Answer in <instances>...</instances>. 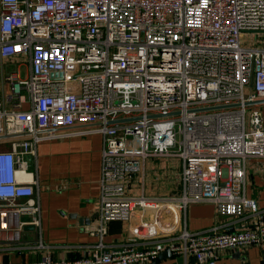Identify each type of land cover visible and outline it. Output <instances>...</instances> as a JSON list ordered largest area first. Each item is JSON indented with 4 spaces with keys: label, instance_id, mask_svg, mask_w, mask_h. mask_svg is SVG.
Segmentation results:
<instances>
[{
    "label": "built area",
    "instance_id": "1",
    "mask_svg": "<svg viewBox=\"0 0 264 264\" xmlns=\"http://www.w3.org/2000/svg\"><path fill=\"white\" fill-rule=\"evenodd\" d=\"M262 33L264 0H0L2 239L39 225L30 162L39 142L77 125L103 139L98 231L136 209L152 212L143 228H156L136 233L142 241L100 236L75 257L16 264H149L164 250L215 264L221 252L264 245V220L245 195L247 160L264 158L261 112L247 105L264 99ZM245 35L253 41L242 44ZM13 57L28 64L24 77L4 65ZM167 157L181 160L179 191L133 194L145 160ZM201 201L255 221L188 231L185 209Z\"/></svg>",
    "mask_w": 264,
    "mask_h": 264
},
{
    "label": "crops",
    "instance_id": "2",
    "mask_svg": "<svg viewBox=\"0 0 264 264\" xmlns=\"http://www.w3.org/2000/svg\"><path fill=\"white\" fill-rule=\"evenodd\" d=\"M260 40L264 34L259 35ZM19 57L7 59L4 65L13 69L17 64L19 77L28 71L27 63ZM261 106V108L259 107ZM263 116L264 103L255 106ZM87 126L57 129L54 138L42 140L36 147V164L30 162V171L38 180L34 198L39 212V225L31 223L17 228L13 242L0 236V264L29 263L49 255L54 259L72 258L81 254L82 246L95 243L102 237L105 243L126 240L142 241L145 235L156 228L141 226L150 220L152 212L136 209L127 222L109 221L98 231L99 176L103 139L99 133H79ZM9 148V143L2 145ZM181 160L173 157L149 158L144 169L132 185L133 194L167 196L179 191ZM148 177V181H147ZM245 195L255 199L258 206L256 220H264V158H251L246 162ZM188 231L205 230L220 226L221 229L238 230L250 226L255 219L237 220L221 215L210 201L189 203L184 212ZM31 214H19V225L29 222ZM171 213L160 218L162 226L172 223ZM243 223V224H242ZM16 221L11 224L15 229ZM29 226L31 228H29ZM19 227V226H18ZM141 232L140 234H136ZM42 244L43 248L35 247ZM171 254V253H170ZM149 264H200L192 256H171L156 259ZM215 264H264V245L248 246L236 252H221Z\"/></svg>",
    "mask_w": 264,
    "mask_h": 264
},
{
    "label": "water",
    "instance_id": "3",
    "mask_svg": "<svg viewBox=\"0 0 264 264\" xmlns=\"http://www.w3.org/2000/svg\"><path fill=\"white\" fill-rule=\"evenodd\" d=\"M264 103V99H260V100H256V101H253V102H250V103H247L248 105H258V104H262ZM216 108H219V107H216ZM29 228H31L29 226ZM171 256L170 252L165 250V251H162L159 255H158V259H162V258H165V257H169Z\"/></svg>",
    "mask_w": 264,
    "mask_h": 264
},
{
    "label": "rangeland",
    "instance_id": "4",
    "mask_svg": "<svg viewBox=\"0 0 264 264\" xmlns=\"http://www.w3.org/2000/svg\"><path fill=\"white\" fill-rule=\"evenodd\" d=\"M246 37H247V35H245L243 38H241V42H242V44H245L246 42L251 43V42L253 41L252 38H251L250 40L246 41V40H245ZM8 69L11 70V67H8ZM6 93H7V89H6ZM259 107L261 108V106H259ZM249 108H250V107H248L247 110H246V115H247L248 112H249ZM261 116H262V115H261ZM262 118H263V116H262ZM7 148H8V146H6L5 144L2 145V146H0V149H2V150L7 149ZM173 159H177V158H176V157H173ZM180 164H181V163H180ZM138 176H139V175H138ZM147 181H148V177H147Z\"/></svg>",
    "mask_w": 264,
    "mask_h": 264
},
{
    "label": "bare ground",
    "instance_id": "5",
    "mask_svg": "<svg viewBox=\"0 0 264 264\" xmlns=\"http://www.w3.org/2000/svg\"><path fill=\"white\" fill-rule=\"evenodd\" d=\"M248 105V104H247ZM250 106H253V107H255L256 105H250ZM55 133H56V131H55ZM177 158V157H176ZM165 251V250H164ZM157 258H158V256H157Z\"/></svg>",
    "mask_w": 264,
    "mask_h": 264
}]
</instances>
